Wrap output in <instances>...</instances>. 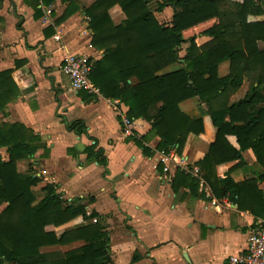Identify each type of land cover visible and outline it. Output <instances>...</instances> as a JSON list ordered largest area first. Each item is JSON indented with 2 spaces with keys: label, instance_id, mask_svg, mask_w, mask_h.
Returning a JSON list of instances; mask_svg holds the SVG:
<instances>
[{
  "label": "crops",
  "instance_id": "obj_1",
  "mask_svg": "<svg viewBox=\"0 0 264 264\" xmlns=\"http://www.w3.org/2000/svg\"><path fill=\"white\" fill-rule=\"evenodd\" d=\"M94 2L55 0L46 6L41 0H0V72L14 70L18 87L17 96L0 111V124L23 127L34 147L28 158L17 162L19 173L39 179L32 189L38 200L44 199L45 188L52 186L63 201L72 204L81 200L88 214H98L109 234L114 264L228 263L231 256L245 252L251 232L263 219L239 209L227 197H215L202 179L196 164L208 154L217 134L211 118L203 117L204 133L190 135L181 155L157 152L160 139L155 137L147 144L154 151L148 157L123 125L128 106L121 100L106 99L100 92L72 90L63 70L66 58L84 56L93 64L104 57V51L92 44L93 32L85 12ZM162 2H151L155 17L160 24L171 26L174 5L168 3L157 11ZM188 46L183 45L181 58ZM258 46L264 49V42ZM182 67L172 65L162 74ZM230 68L229 61L221 63L220 77L228 76ZM248 91L236 93L231 103L243 99ZM180 108L191 116L208 111L198 98L183 102ZM76 122L84 124L86 133L69 130ZM133 129L138 136H145L151 124L141 118L133 123ZM228 141L239 149L235 137ZM92 146L95 152L103 151L106 166L88 158L85 150ZM0 155L4 161L10 158L7 148H1ZM242 157L237 169L239 162L220 165L218 177L241 183L264 175V167L252 151L243 152ZM177 170L198 179L194 194L182 187L178 193L173 191ZM259 189L264 194V180ZM83 224L79 218L65 227ZM82 246L83 242H76L46 249L66 253Z\"/></svg>",
  "mask_w": 264,
  "mask_h": 264
},
{
  "label": "trees",
  "instance_id": "obj_2",
  "mask_svg": "<svg viewBox=\"0 0 264 264\" xmlns=\"http://www.w3.org/2000/svg\"><path fill=\"white\" fill-rule=\"evenodd\" d=\"M41 1L49 6L55 0ZM259 1H163L157 11L168 3L175 8L171 26L158 22L152 0H95L85 12L92 44L104 51V57L92 64L91 83L106 99L129 107L128 128L136 145L151 157L154 151L147 144L158 137L157 152L181 155L190 135L204 133L203 117L208 115L217 134L208 154L196 164L202 179L215 197H227L239 209L264 219V194L259 189L264 175L241 183L217 175L220 165L239 162L234 169L241 167L242 153L249 150L264 167V49L258 46L264 42V0ZM185 44L189 46L181 58ZM226 61L230 74L220 77L219 66ZM175 64L183 67L162 74ZM13 74L14 70L0 72V111L17 96ZM246 80L248 93L231 103ZM193 98L208 111L199 116L184 113L180 104ZM141 118L151 124L145 136L133 129ZM68 128L78 135L86 133L82 122ZM22 130L0 124V149L7 148L10 155L8 161L0 155V264H114L108 231L98 214H88L83 201L69 204L52 186L45 188L44 199L34 195L39 179L17 169V162L34 152ZM228 137L237 139L239 149ZM95 149L85 150L88 158L106 166L103 151ZM198 185V179L183 170H177L172 181L175 193L182 187L194 194ZM79 218L85 224L64 228ZM76 242L84 246L66 253L42 252Z\"/></svg>",
  "mask_w": 264,
  "mask_h": 264
},
{
  "label": "built area",
  "instance_id": "obj_3",
  "mask_svg": "<svg viewBox=\"0 0 264 264\" xmlns=\"http://www.w3.org/2000/svg\"><path fill=\"white\" fill-rule=\"evenodd\" d=\"M56 39L60 41L61 37L58 36ZM63 70L68 76L74 92L87 91L91 94L99 92L91 83L90 75L93 65L87 57L68 56ZM122 122L124 127L128 129V119L124 117ZM164 162H166L165 159ZM226 264H264V219L259 223L258 229L251 232L245 252L231 256Z\"/></svg>",
  "mask_w": 264,
  "mask_h": 264
},
{
  "label": "rangeland",
  "instance_id": "obj_4",
  "mask_svg": "<svg viewBox=\"0 0 264 264\" xmlns=\"http://www.w3.org/2000/svg\"><path fill=\"white\" fill-rule=\"evenodd\" d=\"M162 1H164V0H162ZM157 3V1H155L154 3H152V6L153 5H155ZM159 4H161V3H159ZM185 50L184 49H182V52H184ZM181 52V53H182ZM180 65V64H179ZM179 65L178 64H176V65H174V67L177 69L178 67H179ZM174 68V69H175ZM244 87V88H243ZM250 87V82H249V80H246L245 82H244V85L242 86V88L237 92V93H240V92H242V90H244V89H248ZM64 228H66V227H64ZM50 250H57V248L56 249H45L44 250V252H48V251H50Z\"/></svg>",
  "mask_w": 264,
  "mask_h": 264
}]
</instances>
